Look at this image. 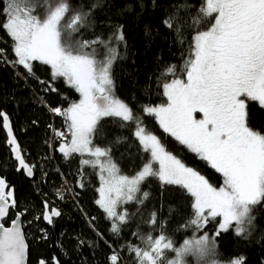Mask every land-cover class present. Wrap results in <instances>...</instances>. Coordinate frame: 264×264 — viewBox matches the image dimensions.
Masks as SVG:
<instances>
[{
	"label": "snow or ice",
	"instance_id": "obj_1",
	"mask_svg": "<svg viewBox=\"0 0 264 264\" xmlns=\"http://www.w3.org/2000/svg\"><path fill=\"white\" fill-rule=\"evenodd\" d=\"M194 6L173 5L175 11L163 21L181 46L188 29L194 34L179 74L175 65L160 74L159 86L166 101L142 106V111L222 176L218 188L166 150L146 129L141 115L115 95L112 69L122 59L121 46L126 47L123 26H115L107 39L99 35L84 39L78 34L91 27L92 10L84 11L82 5L74 8L68 0H0V30L12 41L14 52L9 60L0 48V63L22 67L27 77L39 79L34 72V62H39L50 68L53 82L62 79L79 94L80 99L69 102L66 108H49L66 126V130L52 128L53 140L60 141L57 150L65 159L78 156L81 171L87 167L98 175L96 204L110 221L114 236H120L131 218L124 205L142 206L148 199L142 185L149 179L159 181L162 188L175 186L191 198V215L183 229L203 233L220 218L212 236L204 233L177 246L163 231L166 222L158 223L153 211L145 223L153 231L159 229V234L137 229L132 235L138 244L129 242L120 249L109 244L108 264H127L124 250L132 264H186L188 256L197 264L244 262L243 257L224 262L215 259V237L231 228L237 236L247 238L254 220L252 207L264 202V134L249 123L251 103L264 109V0H200L193 15L188 10ZM95 7L93 4L92 9ZM182 11L190 22L181 16ZM17 75L21 73L17 71ZM39 83L45 85V92L57 91L50 82ZM40 99L45 103L43 97ZM197 113L201 114L199 119ZM106 119L121 129L131 126L139 143L141 166L132 175L121 172L112 158L110 143L102 147L94 142L102 136L101 122ZM0 128L6 133L15 170L32 178L36 165L26 162L10 118L2 110ZM124 140L126 137H117L115 143ZM79 187H84L83 178ZM26 213L27 209L18 204L14 187L0 178V264H27L28 244L23 231ZM60 215L44 201L41 216L35 219L42 217L53 224V218ZM38 264H59V260L41 259Z\"/></svg>",
	"mask_w": 264,
	"mask_h": 264
},
{
	"label": "trees",
	"instance_id": "obj_2",
	"mask_svg": "<svg viewBox=\"0 0 264 264\" xmlns=\"http://www.w3.org/2000/svg\"><path fill=\"white\" fill-rule=\"evenodd\" d=\"M68 2L74 8L82 5L84 11L92 10L89 17L91 27L81 29L78 34L84 39H93L96 35L107 39L115 26H123L126 47L121 46L122 59H118L112 69L116 96L141 115L146 129L161 140L166 150L186 166L204 175L213 186H222L223 178L219 173L165 133L154 117L142 111V106H157L166 101L159 86L160 74L169 65H175L179 74L187 57L188 43L194 34L188 29L185 32V44L179 45L175 34L163 24L165 17L175 11L173 5L185 3L195 5L188 10L194 15L200 0ZM93 4L96 5L95 9H92ZM181 16L190 22L185 12L182 11ZM201 28L205 29L206 24L202 23ZM11 45L10 38L0 30V48L5 50L9 60L14 58ZM17 71L21 75H17ZM34 72L39 79L27 77L22 67L13 68L10 64L0 63V110L9 116L30 161L28 163L36 165L32 178L27 177L23 171L15 170L12 154L6 145V133L0 128V177L14 187L18 204L27 209L23 226L29 247L28 264H38L41 259L51 262L53 257L59 260V264H108L109 244L116 249L129 242L138 244L139 241L132 235L137 229L144 234H159V229L153 231L152 226L145 223L153 211L156 212L158 223L166 222L163 231L177 246L185 239L204 233L213 235L218 218L203 233L183 229L181 226L191 215V198L175 186L162 188L159 181L149 179L142 185V191L149 193L148 199L142 206L134 203L124 205L131 218L123 226L120 236H114L110 231V221L96 204L99 197L98 175L87 167L81 171L78 156L65 159L57 150L60 141L53 140L52 128L66 130V126L62 117L54 115L49 108H66L69 102L79 99V94L66 86L62 79L53 82L50 68L46 65L35 62ZM39 80L52 83L57 91H43L45 85L40 84ZM41 97L45 103L41 102ZM249 123L254 130L264 134V109L255 103L250 104ZM101 125L102 136L98 135L94 142L102 147L110 143L112 158L121 172L132 175L140 168L141 159L140 146L133 137L131 126L121 129L110 119L102 121ZM117 137H126V140L116 144ZM81 178L83 188L79 187ZM58 193L63 199L59 198ZM44 201L61 213L53 224H48L42 217L35 219L41 216ZM251 216L254 220L250 234H245L247 238L237 236L232 229L215 237V259L224 262L243 257V264H264V202L252 207ZM122 254L127 264H132L127 251L124 250ZM168 254L172 256V253ZM186 264H197V261L193 257L188 258Z\"/></svg>",
	"mask_w": 264,
	"mask_h": 264
},
{
	"label": "flooded vegetation",
	"instance_id": "obj_3",
	"mask_svg": "<svg viewBox=\"0 0 264 264\" xmlns=\"http://www.w3.org/2000/svg\"><path fill=\"white\" fill-rule=\"evenodd\" d=\"M12 129H13V133H14V135H15V137H16V140L18 141V143H19V145H20V148H21V150H22V153H23V155H24V157H25V159H26V162H28V158L26 157V155H25V153H24V149H23V147H22V145H21V142L19 141V139H18V137H17V135H16V133H15V130H14V127L12 126ZM7 145V144H6ZM8 147V146H7ZM11 154V153H10ZM7 181V180H6ZM8 182V181H7ZM11 186V185H10ZM15 195H16V190H15ZM16 199H17V196H16ZM21 208V207H20ZM59 217H54L53 218V221L55 220V219H58Z\"/></svg>",
	"mask_w": 264,
	"mask_h": 264
},
{
	"label": "rangeland",
	"instance_id": "obj_4",
	"mask_svg": "<svg viewBox=\"0 0 264 264\" xmlns=\"http://www.w3.org/2000/svg\"><path fill=\"white\" fill-rule=\"evenodd\" d=\"M100 51H101V53H102L103 50L101 49ZM34 63H35V62H34ZM114 93H115V89H114ZM115 95H116V94H115ZM79 99H80V97H79ZM79 99H78V100H79ZM78 100H77V101H78ZM200 116H201V114H199V113L196 114V117H197L198 119L200 118ZM50 141H51V143H52V137H51V140H50ZM28 162H30V161L28 160ZM59 193H60V192H59ZM61 193H62V192H61ZM218 219L220 220L219 217H218ZM230 229H231V228H230ZM230 229H229V230H230ZM168 256H169V254H168ZM188 258L190 259V258H192V256H188V257H186V261H187ZM193 258H194V257H193Z\"/></svg>",
	"mask_w": 264,
	"mask_h": 264
},
{
	"label": "water",
	"instance_id": "obj_5",
	"mask_svg": "<svg viewBox=\"0 0 264 264\" xmlns=\"http://www.w3.org/2000/svg\"><path fill=\"white\" fill-rule=\"evenodd\" d=\"M46 106V105H45ZM2 178V177H0ZM5 179V178H4ZM6 180V179H5ZM7 182V181H6ZM8 183V182H7ZM9 184V183H8ZM10 185V184H9ZM23 231H24V226H23ZM25 233V231H24ZM26 236V235H25ZM26 243H27V239H26ZM28 244V243H27ZM28 260H29V247H28V256H27V264H28Z\"/></svg>",
	"mask_w": 264,
	"mask_h": 264
}]
</instances>
